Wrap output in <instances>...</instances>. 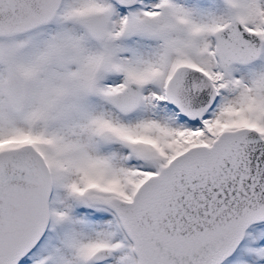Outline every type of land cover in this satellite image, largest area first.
I'll return each instance as SVG.
<instances>
[{
	"label": "snow or ice",
	"instance_id": "snow-or-ice-1",
	"mask_svg": "<svg viewBox=\"0 0 264 264\" xmlns=\"http://www.w3.org/2000/svg\"><path fill=\"white\" fill-rule=\"evenodd\" d=\"M0 264H264V0H0Z\"/></svg>",
	"mask_w": 264,
	"mask_h": 264
}]
</instances>
